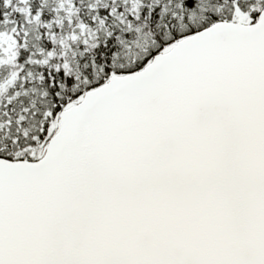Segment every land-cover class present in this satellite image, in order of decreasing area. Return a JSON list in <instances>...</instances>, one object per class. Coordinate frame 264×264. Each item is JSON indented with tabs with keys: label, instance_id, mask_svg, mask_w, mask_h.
<instances>
[{
	"label": "snow or ice",
	"instance_id": "6c2138e0",
	"mask_svg": "<svg viewBox=\"0 0 264 264\" xmlns=\"http://www.w3.org/2000/svg\"><path fill=\"white\" fill-rule=\"evenodd\" d=\"M0 264H264V0H0Z\"/></svg>",
	"mask_w": 264,
	"mask_h": 264
}]
</instances>
